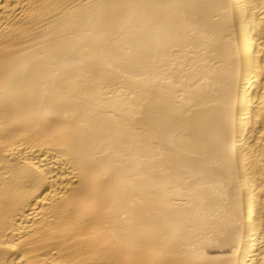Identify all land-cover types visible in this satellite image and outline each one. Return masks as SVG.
I'll list each match as a JSON object with an SVG mask.
<instances>
[{
    "label": "bare ground",
    "instance_id": "1",
    "mask_svg": "<svg viewBox=\"0 0 264 264\" xmlns=\"http://www.w3.org/2000/svg\"><path fill=\"white\" fill-rule=\"evenodd\" d=\"M0 264H264V0H0Z\"/></svg>",
    "mask_w": 264,
    "mask_h": 264
}]
</instances>
